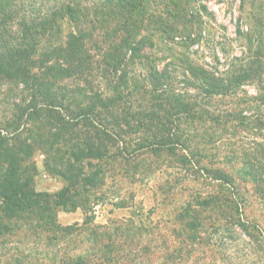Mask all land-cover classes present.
<instances>
[{"label": "rangeland", "instance_id": "rangeland-1", "mask_svg": "<svg viewBox=\"0 0 264 264\" xmlns=\"http://www.w3.org/2000/svg\"><path fill=\"white\" fill-rule=\"evenodd\" d=\"M62 1L73 18L58 10L36 45L0 58V179L50 196L5 218L0 251L264 264V0H142L129 17ZM227 196L263 232L225 229L226 205H211Z\"/></svg>", "mask_w": 264, "mask_h": 264}, {"label": "trees", "instance_id": "trees-1", "mask_svg": "<svg viewBox=\"0 0 264 264\" xmlns=\"http://www.w3.org/2000/svg\"><path fill=\"white\" fill-rule=\"evenodd\" d=\"M101 1L104 4L102 6L117 7L119 13H123V17H129L130 15L128 13L138 14L140 12H144V2L142 0ZM47 2V0H45L44 3L35 2L34 4H30L29 2L27 6L24 7L23 2L19 4L16 3L15 0H0V58L2 57V55H9L15 58L17 57V55L22 54V52L24 51L23 48L27 47L30 44L36 45V41L39 37L42 36V32H44V29H46L47 26L52 23L51 17H54V14L58 10L66 9L68 11V15L70 12L71 18L76 15L73 7H71L70 4H64L62 0H50L49 3ZM169 5L172 6L173 9H179V5L177 6V3L174 1L170 0ZM19 11L22 13V16L20 19H17L15 16H18L17 14ZM166 14L169 17L173 16L172 14L175 15V13H173L170 8L166 10ZM223 178L225 180L224 176ZM226 180L225 182L227 184H231ZM0 191V211H2V218L4 219L3 222H0V246L4 247L3 241L5 240V236L3 237V234L10 231V227H8V221H5L6 219L9 220V215H12L14 210H17L20 213L28 212L27 209H29L30 206H33L34 201H37L39 198L45 199L50 196L34 193L32 190H30L20 182V178H17L15 171L11 176L0 179ZM61 196H63V194L57 195L58 198H60ZM214 202L215 204L211 206L215 207L216 204H218L217 202H220L221 207L224 206L223 204H225L226 207L231 208V211L233 212V214L227 215L225 214L226 207L219 209V211L225 215L222 225L225 229H227L228 226H231L230 228L238 227V229L242 230L249 236L251 235L250 232L248 233L249 228H251L252 230L254 229V231L257 230V232L262 231V228H260L258 224L254 225L255 227H252L251 225L245 224L244 222L240 221L239 218L241 215V204L239 200H235L233 199V197L231 198L230 196H227V199H216L214 200ZM36 218H41V226L47 228L46 230L48 232L60 231L64 235L68 234V228L64 227L59 229L58 226L53 223V221L44 220L42 214L36 215ZM96 227L97 226H95L93 232H91L92 239L94 238V236L96 238ZM1 252L2 250L0 251V257L8 256L6 259V263L4 264H28L29 262H31L29 258L24 259V255H20V257H14L9 254V250H5L2 253ZM16 253L17 252H15L14 254ZM2 259L4 261L5 258ZM96 259V256L91 254H78L73 257H69L67 254H65L63 257H60L59 260H56L55 264H93V261ZM22 260L26 261L22 263ZM106 261L109 262V260Z\"/></svg>", "mask_w": 264, "mask_h": 264}]
</instances>
